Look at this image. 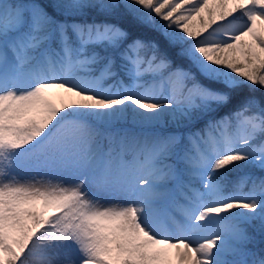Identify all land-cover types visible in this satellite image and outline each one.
Returning a JSON list of instances; mask_svg holds the SVG:
<instances>
[{
	"label": "snow or ice",
	"instance_id": "obj_1",
	"mask_svg": "<svg viewBox=\"0 0 264 264\" xmlns=\"http://www.w3.org/2000/svg\"><path fill=\"white\" fill-rule=\"evenodd\" d=\"M243 88L264 0H0V264H264Z\"/></svg>",
	"mask_w": 264,
	"mask_h": 264
},
{
	"label": "trees",
	"instance_id": "obj_2",
	"mask_svg": "<svg viewBox=\"0 0 264 264\" xmlns=\"http://www.w3.org/2000/svg\"><path fill=\"white\" fill-rule=\"evenodd\" d=\"M248 95H255L258 99L264 95V93H261L260 91H256L255 93H250L249 90L247 88H243L239 91V95L237 97V100L239 99H243L244 97L248 96ZM233 103H236V100L233 101ZM227 109H222L221 110V114H223L224 112H226ZM231 178H235L234 176Z\"/></svg>",
	"mask_w": 264,
	"mask_h": 264
}]
</instances>
